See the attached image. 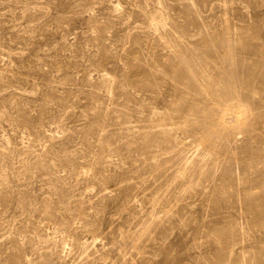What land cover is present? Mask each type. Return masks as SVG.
<instances>
[{
	"label": "rangeland",
	"instance_id": "obj_1",
	"mask_svg": "<svg viewBox=\"0 0 264 264\" xmlns=\"http://www.w3.org/2000/svg\"><path fill=\"white\" fill-rule=\"evenodd\" d=\"M0 264H264V0H0Z\"/></svg>",
	"mask_w": 264,
	"mask_h": 264
}]
</instances>
